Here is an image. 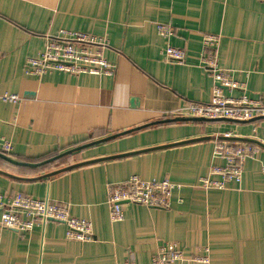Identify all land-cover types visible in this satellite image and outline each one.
Instances as JSON below:
<instances>
[{"label":"crops","instance_id":"0c3cea01","mask_svg":"<svg viewBox=\"0 0 264 264\" xmlns=\"http://www.w3.org/2000/svg\"><path fill=\"white\" fill-rule=\"evenodd\" d=\"M158 23L173 36H162ZM61 29L106 37L115 74L27 75V60ZM207 34L220 38L219 65L243 83L225 93L264 104V1L0 0V94L20 97L0 100V153L18 162L0 156V193L64 203L94 231L79 241L54 220L29 231L0 223V264H152L168 245L187 261L207 254L212 264H264V117L175 120L190 117L178 109L211 100ZM168 44L186 50L184 63L163 59ZM217 141L253 150L239 181L206 189L202 179L225 164ZM132 175L182 187L169 207L130 204L112 222L109 186Z\"/></svg>","mask_w":264,"mask_h":264},{"label":"built area","instance_id":"2783aa9c","mask_svg":"<svg viewBox=\"0 0 264 264\" xmlns=\"http://www.w3.org/2000/svg\"><path fill=\"white\" fill-rule=\"evenodd\" d=\"M264 1V0H260ZM159 33L172 37L174 29L169 24L158 23ZM219 36L207 34L203 39L202 63L209 68L215 86L211 100L207 103H189L175 113L180 116L231 119L235 121H249L264 117V104L259 100L248 97L245 93L240 97L225 93V88L234 91L243 87V83L236 81L231 72L221 67L216 53ZM42 53L27 60L25 73L29 76L43 75L60 71L69 74L114 75L116 65L105 55L109 40L100 35L85 31L61 29L56 34H47ZM163 59L173 63H184L186 50L168 44L163 51ZM20 99L16 93L0 94V100L16 103ZM226 138L231 133H225ZM10 143L4 144V151L8 152ZM253 149L246 144L217 141L215 156L225 160L222 166H215L208 177L202 179V186L206 189L225 188L226 181H239L243 173V162ZM256 149H254L255 151ZM264 169V167H263ZM222 175L224 179L215 180L213 175ZM182 185L165 179H144L132 175L125 181L109 186L108 204L112 222L124 219V204H141L150 207H169L176 189ZM1 225L4 228L17 231H29L37 223L44 225L50 220L67 226V237L79 241H91L94 238L92 222L86 218L70 214L64 203L53 202L49 198L37 199L29 195L6 196L0 193ZM168 246L159 248L153 256L152 264H169L172 261H186L184 264H212L210 257L197 255L188 261L183 253ZM126 264H133L132 261Z\"/></svg>","mask_w":264,"mask_h":264},{"label":"water","instance_id":"95a60500","mask_svg":"<svg viewBox=\"0 0 264 264\" xmlns=\"http://www.w3.org/2000/svg\"><path fill=\"white\" fill-rule=\"evenodd\" d=\"M175 120H212V121H221V120H227V119H220V118L206 119V118H203V117H178ZM139 128H142V127H139ZM139 128L137 127L135 129H131V131L132 130H137ZM0 156H2L3 158H5V159H7V160H9L11 162L18 163L16 160H14L13 158L7 156L6 154L0 153Z\"/></svg>","mask_w":264,"mask_h":264},{"label":"rangeland","instance_id":"374dc122","mask_svg":"<svg viewBox=\"0 0 264 264\" xmlns=\"http://www.w3.org/2000/svg\"><path fill=\"white\" fill-rule=\"evenodd\" d=\"M127 205H130V204H124L123 206H127Z\"/></svg>","mask_w":264,"mask_h":264}]
</instances>
